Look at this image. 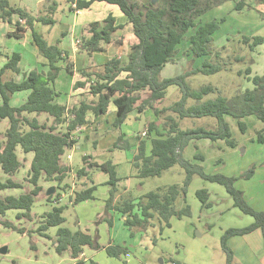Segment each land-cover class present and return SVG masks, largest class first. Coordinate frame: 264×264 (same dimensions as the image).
Instances as JSON below:
<instances>
[{"label":"trees","instance_id":"16d2710c","mask_svg":"<svg viewBox=\"0 0 264 264\" xmlns=\"http://www.w3.org/2000/svg\"><path fill=\"white\" fill-rule=\"evenodd\" d=\"M226 1L231 0H154L155 4L153 0H148L139 6L135 0H67L70 4L74 3L77 9H86L95 2L116 5L126 17L127 23L131 25L132 33L138 43L131 47L126 66H120L119 58H112L98 71L80 73L81 76L92 79L90 94L98 95V102L94 107L80 104L67 111L68 115L72 116V119L68 121L67 131L56 133L53 125L65 121L66 110L63 106L56 104L55 93L50 83L55 80L60 71L58 63L64 61L68 53L61 49L58 43L52 45L41 34H38L34 30V23L39 22L42 25L53 27L56 24L55 14L58 4L55 0H51L44 14L34 16L23 7L11 6L10 0H0V22L10 23L13 16L18 18L14 31L8 33L7 36L18 40L22 38L26 30H29L38 54L48 64L46 75L31 71L18 83L12 80H2V75L7 70L17 71L15 66L20 59L18 54L14 53L0 69V121L2 119L9 121V126L4 133V142L0 145V169L8 176L14 175L19 170L21 163L15 152L17 146L24 153H33L27 179L32 189L18 197L0 198V226L29 237L37 234L46 239H50L46 231L51 227H56L55 237L51 239L55 252L60 255L67 253L72 259L78 258L84 246L92 250L101 249L96 234L90 236L80 230L71 231L63 226L65 223L63 213L66 206L56 205L50 211L43 213L40 217L42 220L35 230L19 227L14 222L4 219V216L7 211L15 210L18 211L15 216L17 221L22 219L30 221L35 197L42 191L39 185V180L42 178L44 181L55 182L56 188L61 191L68 190V185H62L68 169L60 165V156L65 148H70L76 143L70 138V133L83 127L86 122V113L89 110L97 116L104 113L109 103L112 102L116 108L114 128L120 130L128 114L135 109L136 103L140 100L138 93L148 91V97L141 100L136 107L139 112L148 107L158 120L164 113H172L175 117L168 115L161 126H158L156 121L147 125L145 139L139 142L131 158L132 177L140 180L160 177L163 172L179 166L184 172V179L181 184L158 188L138 198L115 200L121 179L117 176L116 166L110 159H105L100 165H95L99 171L108 176L106 185L109 186V191L104 211L112 209L119 212L124 218L123 224L130 232L154 226L156 223L162 230L170 226V219L190 216V206L186 204V193L192 178L198 177L205 182L218 184L225 189L232 200L233 207L253 219L252 224L247 227L225 230L220 238V248L225 256V264H232L233 254L227 246L228 239L250 233L255 229H261L264 232V211L254 210L245 200L243 192L234 185L237 180L250 179L255 169L252 167L237 176L208 174L201 165L183 157V151L190 142L202 139L213 142L222 140L227 147H235L236 142L232 138L226 117L237 120L241 132H244L246 128L242 121L243 118L251 116L264 122V76L250 77L249 67L237 73H243L244 77L252 83L253 88L245 89L241 94L232 98L218 94L216 88L211 85H203L194 90L186 82L188 77L197 74L213 75L232 69L230 56H222L227 47L216 49L213 46L212 37L218 30L219 23L217 21L198 22L202 15ZM254 1L264 5V0ZM244 6V1L240 0L236 2L234 8L239 11ZM20 21L24 23L21 24ZM119 28L121 25H117L115 18L111 15H108L102 23H91L86 29L88 36L82 38L81 49L87 52L102 51V45L111 43L112 34ZM190 30L193 32L187 39L188 54L192 60L211 56L216 59V64L205 60L199 68L186 70L173 78L162 79L160 73L163 67L173 61L177 47L181 45ZM237 45H242L249 52H253L257 46L264 45V35L243 36L242 41H239ZM237 49L231 50L234 59L238 62L246 61V57L240 56ZM251 62L250 60L249 63ZM122 72L127 73V76L119 79ZM169 86L179 89L180 99L168 107L155 108L153 104L160 103L164 99ZM20 91H29L26 101L19 107L10 106L11 96ZM117 93L118 96L110 101V98ZM215 93L217 96L214 98L204 100L206 96ZM188 100H193L195 104L188 106ZM24 113L37 115L46 113L53 117V125L47 127L39 124L36 119L29 120L23 116ZM203 117L215 119L217 128L215 130L205 128L183 130L179 127V120ZM25 128L27 130H24ZM121 136V134L118 135L114 148L119 146ZM147 141L149 149H146ZM259 141L264 142L261 135H259ZM195 157L200 161L204 159L201 155H195ZM83 160L86 161V157H83ZM88 168H91V165H88ZM76 174L78 177L85 175V168H80ZM4 189H22V185L11 179L5 182L0 181V191ZM94 191L95 187H90L75 193L73 205L93 199ZM56 194L46 196V202L51 203ZM195 195L202 209L211 206L206 189L197 190ZM99 221L100 219L97 223ZM103 249L108 256L114 258H120L125 254V250L117 246H108ZM170 262L181 264L177 261Z\"/></svg>","mask_w":264,"mask_h":264},{"label":"crops","instance_id":"0c3cea01","mask_svg":"<svg viewBox=\"0 0 264 264\" xmlns=\"http://www.w3.org/2000/svg\"><path fill=\"white\" fill-rule=\"evenodd\" d=\"M48 1L49 0H10V5L13 7H23L27 12L31 13L34 16H37L42 15L46 12L47 8L50 6L48 5ZM55 2L58 4L57 12L55 15H57L58 12H64L66 8L68 12L71 13V15L73 16H65L59 19L56 18V23L60 25L58 31L53 30V28H51L50 26L42 25L39 22L34 23V30L38 34H41L45 39H47V41H50V44L55 45L58 43V46L68 53V55L65 57V60H62L58 63L60 71L55 80L50 83V86L55 93L56 104L63 106L66 110V113H64L65 121L58 125H53V117L49 116L46 113H41L38 115L35 113H24L23 116L27 117L29 120L36 119L39 124H44L47 127L53 125L55 127L54 131L56 133H65L67 131L68 121L72 119V116H69L67 111H69L73 107H77L80 104H86L94 107L98 102V95L90 94V85L93 84L92 79H87L81 76L80 73L82 71H98L107 61L111 60L112 58H119L121 61L120 66H126L128 63V55L130 49L133 45H136L138 41L132 33L131 25L127 23L126 17L121 13V11L116 5L108 4L106 2H95L86 9H77L76 7L77 12H75L74 10H71L70 3H68L67 0H55ZM229 3L230 2L227 1V4ZM231 6L232 7L226 5V2H224L220 6L210 10V12H216V15L213 17V20L204 21L202 17L206 14L205 13L198 19V22L204 23L208 21H217L221 18H223L225 22L227 19V17L225 18V12H227L229 15L228 17L231 18V21L232 18L235 19V21L228 23L229 31L224 34L225 37L231 34L235 35L236 33H241L245 36H255L256 31H258L260 28L264 29V25L261 23V19L259 17H252L253 15H250L248 13L246 14V16H244L243 14H238L239 11H236L235 8L233 9V5ZM224 7H226V10L223 14L222 10ZM108 15H111L115 18L117 25H121V28L117 29L112 34L111 43L107 45H102L103 50L99 52H87L81 49L80 44L82 38L88 36L86 32L88 26L93 22L102 23ZM17 21V16H13L11 18L10 23L0 22V69L7 62V60L11 58L14 53L18 54L20 58L15 66L17 71L13 72L7 70L2 75V80H12L16 83L20 82L25 77V75L30 73L31 71H36L43 75H46L48 72L47 61L38 54L37 48L32 42L29 30H26L23 33L22 38L18 40L7 36L8 33L14 31L15 23ZM218 30L213 34L212 37L213 46L216 49H219L218 47L224 44L223 36L218 38L216 37ZM126 38H128L129 41H126ZM78 41L79 44L77 43ZM262 47H264V45H259L253 51L254 55L257 54L259 56V61L258 59L252 58V63L248 66L251 72L249 75L250 77L264 76V48ZM187 49L188 47L186 48L185 53L188 58H185V62L192 60L191 56L188 54ZM175 57L173 58V60L175 59ZM198 59L206 58L201 57ZM196 65L194 63V67L199 68L198 64ZM165 66L163 67V69L165 68ZM163 69L161 71V74L163 72ZM126 76L127 73L122 72L119 76V79H124L126 78ZM245 80L248 82V88L246 89L251 90L253 88L252 83L247 79ZM21 92L24 93V95L19 96L18 93ZM28 95L29 91H20L14 93L9 101L10 106H21L26 101ZM148 95V91L138 93L140 100L136 103L135 109L128 114L126 120L122 124H129V133H125L124 130H122V125L120 127V130L114 128L113 123L116 118V108L112 104V102L109 103L104 113L99 114L97 116L91 110H89L86 113V122L83 127L78 128L75 132L70 133V138L75 140L76 143L73 144L70 148H65L64 153L60 156V165L68 169L66 173V175L68 176V180L70 179L71 181H76V185L73 186V183L69 184L68 182L64 181L65 183H62V185H68L69 188L67 191H61L60 189L56 188L55 182L43 184L41 183V181H44V179H40L39 185L41 186L42 191L39 193L38 196L35 197V201L31 209L32 219L30 221L25 219H22L20 221L16 220L17 222L14 223L19 227L25 228L26 230H33L30 228L36 229L40 221L42 220L40 218L41 215L48 211L41 210L40 208L34 209V206L35 204L41 206L43 202H46V196H48L46 194V191L50 187H53L54 193L57 194L56 196H54L51 203H48L50 204L51 208L53 205H62L66 206V208L76 207L75 209L77 210L79 206L87 204V207L94 206L96 207L94 210H97L94 215V218L100 219L99 223H102L101 227L103 226V229L106 233L105 240L99 243L101 249L92 250L89 247L84 246L78 258L72 259L69 257L74 264H86L89 257H93L96 259V263L91 262V264H114V260L118 261L117 264H120V261H123V263L125 262V264H141L139 260L133 259L131 257V253L129 250H127L126 247L119 246L120 242L117 243V238L115 236H111V230L114 228V223L116 221L115 219L117 218V221L122 222L123 218L121 214L115 210L111 209L108 211H104V206L108 198L109 191V186L106 185L108 176L106 173L99 171L95 165H100L101 163H103L104 160L102 157H110L105 159H110L112 161V163L116 166L117 176L121 179L118 183V195H116L115 200H117L121 196H127L126 198H132L129 192V180L130 178H132V155L136 151L139 142L145 139L147 125L153 121H156L157 125L160 126L159 120L155 117L151 108L147 107L142 112H139L136 109L139 102L141 100L146 99ZM117 96L118 93L112 96L110 98V101L115 99ZM153 106L155 108H158L160 105L159 103H155L153 104ZM143 114H149L148 117L152 119L154 117L155 120L147 122L145 124V128L141 132L135 131L133 126L139 123L140 118ZM8 126V119H2L0 121V145H2L4 142V133ZM24 130H27V128H25ZM119 134L122 135V140L119 143V146L117 148H114ZM87 141H91L93 143V152H83L82 166L80 168H85L86 174L78 177L76 174L77 170L73 169L71 160L72 156L76 151H80L83 149V147H85ZM193 142L194 141L190 143ZM146 149H149L148 141L146 142ZM115 150H119L120 155L122 154L121 151L124 152V158L126 161L125 169L123 168L119 160H114L113 156L115 154ZM15 152L18 161L21 163V167L12 176L4 174L0 169V181L5 182L6 180L11 179L16 183L21 184L22 189L1 190L0 198H4L6 196L18 197L21 194L28 193L32 189L31 184H29L28 182L26 183L23 180L24 178L21 177V174H23L24 172L25 178H28V172L31 166V161L33 159V153H24L19 146L16 147ZM83 157H86V161L83 160ZM200 163H202V161H200ZM88 165H91V168H88ZM121 169L123 172H121ZM96 172L99 173L100 176H98ZM233 175L237 176L239 175V172ZM259 175H262L264 179V169H255L253 176L248 180H237L236 182L238 185H236L235 187L243 192L245 200L254 210L264 211V193H262V191L264 190V182H262L263 179L259 181L261 188H256L255 185L251 183L252 179ZM90 187H95V191L93 192V199L86 200L73 205L74 194L80 191H84ZM200 189H206L208 191L209 202L211 203V206L209 208H201V210H207L206 213L202 214V217L206 218V220L205 222L201 223V218L199 217L197 223H200V226L201 224H203L204 230H201V232L213 234L214 242H217L219 247L216 245L215 251V248L210 249L206 244L196 241L193 238L196 237L195 234H192L191 230L189 229L183 236L177 239L179 244L173 242V245L175 244V247L166 248V251L168 252V257L166 258V261L164 260L162 262V264H173L170 261H177L181 264H225V256L220 249V238L224 231L229 228H243L252 224L253 219L250 216V219H247V215L241 213L238 209L233 207L232 200L230 199L223 187H214L211 185L209 189L206 186H202V188ZM17 212L18 211H16V214ZM210 217H214L216 222H212L210 220ZM94 218L88 220V224H82L83 222H81V218L76 215L73 229L70 230H80L89 234L90 236H94V227L92 225H89L90 222L92 223V220H94ZM182 219H170V226L167 227V229L172 230L174 224L176 223L175 220H180L181 222H183ZM32 225H34V227ZM193 225L197 228L194 223ZM186 228V226H183V229ZM56 231V227H51L46 231V234L50 237V239H46L37 234H33L31 237L36 236L37 238L45 239L48 242H51L52 244L51 239H54ZM199 235L201 237L202 233H200ZM37 242L38 241H36V243ZM123 243L125 244V242ZM108 246H117L119 248H122L125 250V254L121 255L120 258L110 257L106 254L105 250L103 249L104 247ZM227 246L233 254L232 264H264V232L261 229H255L250 233L244 235L233 236L228 239ZM33 248H35L34 243ZM64 254L67 253H63L61 255ZM143 261L145 262L147 261V259H144ZM145 264H147V262H145Z\"/></svg>","mask_w":264,"mask_h":264},{"label":"rangeland","instance_id":"374dc122","mask_svg":"<svg viewBox=\"0 0 264 264\" xmlns=\"http://www.w3.org/2000/svg\"><path fill=\"white\" fill-rule=\"evenodd\" d=\"M51 0L48 1V5ZM137 5L141 6L148 0H135ZM240 0H231L229 1L232 4L226 5L232 7L234 9V5L236 2ZM244 1L245 6L239 10L238 14H246L253 15L252 17H259L261 19V23L264 25V5H260L254 0H242ZM156 2V1H155ZM154 2V4H155ZM47 3V2H46ZM220 6V5H219ZM71 7V4H70ZM218 7V6H217ZM232 9V10H233ZM226 7L223 8L222 12L224 14ZM216 15V12H207L202 19L206 20H213V17ZM65 16H73L68 10L65 8L64 12H58L55 15V18H62ZM228 13L225 12V18L227 17L226 21L224 22L223 18L217 20L219 22V30L217 32L216 37L223 36L224 44L219 46L218 48L221 49L223 46H226V52L224 51L222 56L229 57V61L231 62V71H221L219 73L213 75H202L197 74L194 76H190L186 79L187 84L191 89L197 90L203 85H211L216 88L218 94L225 96L227 98H232L238 96L239 94L244 91L248 85V82L245 80L244 74H238L239 70L244 71L251 63L250 60L258 59L259 56L257 54L254 55L253 52H249L248 49L242 45H237L239 41H242L244 34L236 33L235 35H228L224 36L226 32L229 31L228 23L235 21V19L228 17ZM243 16V17H244ZM72 20V18H71ZM201 21V20H200ZM216 21V20H215ZM233 24V23H232ZM53 30L58 31L60 25L56 23L53 27ZM193 31L190 30L184 37L181 45L178 46L177 56L173 60V62L167 64L163 69L162 74L160 73V77L162 78H173L180 74H182L186 70L193 69L194 63L195 65L198 64L199 67L202 66L203 61L206 59L209 60L211 63L216 64V59L211 56L205 57L206 59H193L191 61L185 62L186 56L185 50L188 47V36ZM256 35H264V29L260 28L258 31L255 32ZM125 39V38H124ZM226 39V41H225ZM47 40V39H46ZM126 41H129L126 38ZM50 43V41H48ZM79 44V43H78ZM234 46V47H233ZM233 48H238L237 52L239 55H244L246 57V61L238 62L234 59V54L231 53ZM264 48V47H262ZM188 50V49H187ZM255 57H254V56ZM253 58V59H252ZM234 60V61H233ZM261 60V59H260ZM197 66V65H196ZM197 68V67H194ZM19 96L24 95V93H18ZM180 91L175 86H169L166 95L162 102L159 103L158 109H162L165 107L170 106L174 102L180 99ZM217 96V93L210 94L204 98V100L212 99ZM16 97V96H15ZM18 97V96H17ZM195 102L193 100H188V106L194 105ZM168 115L175 117L172 113H164L160 115L159 124L162 125V122L165 121V117ZM149 114H143L140 118L139 123L133 126L135 131L141 132L145 128V124L151 120H155L153 117H148ZM227 123L230 127V132L232 138L236 142V146L231 148L225 145L224 141H210V140H199L190 143L183 151V157L187 160L194 161L195 163L200 164L206 173L208 174H222L224 176H234L233 174H237V172L243 173L250 168L254 167V169H264V142L259 141V135L262 136L264 139V122H261L255 117H248L243 119L245 123V131L241 132L238 127V122L235 119L230 117L226 118ZM179 127L180 129H195V128H205L208 130H215L217 128L216 120L210 117H203L201 119H183L179 120ZM129 124L122 125V130L125 133H129ZM93 152V143L91 141H87L85 147L82 150L76 151L72 156V166L73 169L78 170L82 166V155L83 152ZM115 154L113 156L114 160H119L121 162L123 168H126V161L124 158V152L119 150L114 151ZM201 155L204 157V161L200 163L195 155ZM103 160L105 158L110 157H102ZM195 158V159H194ZM263 161V162H262ZM121 172L122 169H121ZM98 176L99 173L96 172ZM21 177L24 178L23 180L27 183V179L25 178V173L21 174ZM76 179V178H75ZM184 179V172L179 166H174L169 170L163 172L160 177L155 178H147V179H137V178H130L129 185H130V194L132 198H138L143 196L144 194L154 191L158 188H163L168 185L172 184H181ZM263 179L262 175H259L252 179L251 183L255 185L256 188H261L259 181ZM65 182L73 183V186L76 185V181L68 180V176H65ZM74 181V182H73ZM63 182V183H65ZM240 182V181H238ZM264 182V179L262 180ZM43 184H49L51 182L41 181ZM212 186L214 187H222L214 183L205 182L198 177L192 178L186 193V204L190 206V216L188 218H183V222L180 220H175L176 223L173 226V229H167V227L160 230L158 224L150 227H146L145 229L141 230H134L130 232V230L123 225V221H117L116 218L114 223V228L111 230V236H115L117 238V243L119 246H124L127 250L130 251L131 257L133 259L139 260L141 264H162V262L168 257L167 249L175 247L173 242L179 244L177 239L183 236L189 229L191 233L195 234L196 237H193L196 241L206 244L208 248L214 249L216 251V245L218 246L217 242H214L213 234H209L206 232H201L203 229V224L201 226L197 223L198 218H201V223L205 222L206 218L202 217L203 213H206L207 210H201L200 202L198 201L195 193L196 190L202 188V186L208 187V189ZM238 185L237 182L235 186ZM264 189V187H263ZM211 191V189H210ZM264 193V190L262 191ZM99 197V196H97ZM127 196H121L120 198H126ZM88 205V204H87ZM87 205L79 206L76 210L72 207H67L64 210L63 216L65 218V223L63 226L73 229L75 216L77 215L81 218L82 224H88V220L93 219L97 210H94L96 207H87ZM54 206V205H53ZM52 206V207H53ZM62 206V205H59ZM34 209L40 208L41 210L49 211L51 210L50 204L47 202H43L40 206L35 204ZM75 210V211H74ZM204 211V212H203ZM16 211H8L5 215V219L11 222H17L15 219ZM91 216V218H90ZM123 218V217H122ZM36 219V218H35ZM247 219H250L247 216ZM124 220V218H123ZM212 222H216L214 217H210ZM98 219L94 218L92 223L90 222L89 225L94 227V232L98 237V243H101L105 240V231L103 226L101 227L102 223H97ZM193 223L197 226V228L193 225ZM34 227V225H32ZM125 226V227H124ZM183 226H186V229H183ZM92 227V228H93ZM35 230L34 228H30ZM200 233L202 236L200 237ZM93 234V235H95ZM33 238V239H31ZM29 237L27 235L19 234L15 231L8 230L0 226V249L5 247L6 253H0V264H74L67 254L60 255L57 254L51 242H48L45 239H39L35 237ZM36 241H38L36 243ZM125 242V244L123 243ZM33 243L35 244V248H32ZM219 247V246H218ZM221 249V248H220ZM221 253V252H219ZM147 259V261H143ZM90 261V262H89ZM91 262L96 263V259L93 257H89L86 264H91ZM117 260H114L113 263L117 264ZM169 263V262H168ZM120 264H125L123 261H120ZM128 264V263H126Z\"/></svg>","mask_w":264,"mask_h":264},{"label":"water","instance_id":"95a60500","mask_svg":"<svg viewBox=\"0 0 264 264\" xmlns=\"http://www.w3.org/2000/svg\"><path fill=\"white\" fill-rule=\"evenodd\" d=\"M154 2V0H153ZM54 193V188L53 187H50L47 191H46V194L49 196V195H52ZM0 253L1 254H5L6 253V248L3 247L0 249Z\"/></svg>","mask_w":264,"mask_h":264},{"label":"built area","instance_id":"2783aa9c","mask_svg":"<svg viewBox=\"0 0 264 264\" xmlns=\"http://www.w3.org/2000/svg\"><path fill=\"white\" fill-rule=\"evenodd\" d=\"M71 9L74 10L75 12H77L76 5L74 3H71ZM20 23L23 24L24 22L23 21H20ZM77 43H79V41ZM58 201H60V200H58Z\"/></svg>","mask_w":264,"mask_h":264}]
</instances>
